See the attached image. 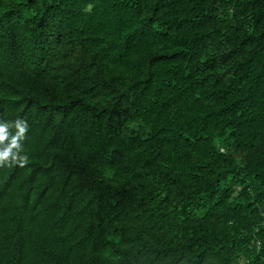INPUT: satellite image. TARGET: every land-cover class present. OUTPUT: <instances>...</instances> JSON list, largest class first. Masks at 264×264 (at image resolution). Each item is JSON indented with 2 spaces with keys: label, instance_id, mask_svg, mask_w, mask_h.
Segmentation results:
<instances>
[{
  "label": "trees",
  "instance_id": "trees-1",
  "mask_svg": "<svg viewBox=\"0 0 264 264\" xmlns=\"http://www.w3.org/2000/svg\"><path fill=\"white\" fill-rule=\"evenodd\" d=\"M17 121L0 264H264V0H0Z\"/></svg>",
  "mask_w": 264,
  "mask_h": 264
},
{
  "label": "clouds",
  "instance_id": "clouds-1",
  "mask_svg": "<svg viewBox=\"0 0 264 264\" xmlns=\"http://www.w3.org/2000/svg\"><path fill=\"white\" fill-rule=\"evenodd\" d=\"M10 125L8 123H0V164L8 162H26V156L20 154V141L23 138L27 126L22 121H17L15 127L16 135L9 138ZM7 141V143H5Z\"/></svg>",
  "mask_w": 264,
  "mask_h": 264
}]
</instances>
